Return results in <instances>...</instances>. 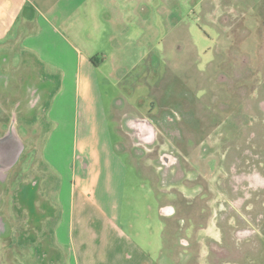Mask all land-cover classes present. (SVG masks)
I'll use <instances>...</instances> for the list:
<instances>
[{
	"label": "rangeland",
	"instance_id": "1",
	"mask_svg": "<svg viewBox=\"0 0 264 264\" xmlns=\"http://www.w3.org/2000/svg\"><path fill=\"white\" fill-rule=\"evenodd\" d=\"M134 9L128 30L118 35L112 55L97 68L92 103L96 115L106 114L112 142L122 140L128 151L117 149L127 165L122 225L144 233L147 220L151 230L161 222L168 264H175L179 252L181 259L186 255L180 238L192 244L190 250L199 249L195 238L210 220L214 236L236 248L234 237L245 235L249 249H255V238L264 236V192L246 204L257 207L242 211L245 221L228 206L222 214L218 203L231 196L218 157H244L245 163L257 157L256 164H264V0H145L143 11ZM9 94L0 93V131L13 116H22L7 107ZM122 112L127 113L118 117L120 136L114 126ZM131 117L153 123L152 144L137 142L125 124ZM23 125L17 132L25 151L10 173L8 183L14 181L0 210L5 217L0 231L9 234L0 235L2 264H35L31 237L44 231L42 222L37 230L26 207L19 210L23 207L13 194L23 178L36 174L44 136ZM67 132L58 148L63 157H74ZM58 148L48 147L43 157H55ZM160 157H181L184 176H177L174 165L163 168ZM194 170L204 178L194 181ZM159 204L174 212L161 218ZM248 264H264V258Z\"/></svg>",
	"mask_w": 264,
	"mask_h": 264
},
{
	"label": "crops",
	"instance_id": "2",
	"mask_svg": "<svg viewBox=\"0 0 264 264\" xmlns=\"http://www.w3.org/2000/svg\"><path fill=\"white\" fill-rule=\"evenodd\" d=\"M144 1L0 0V93L9 92L7 107L22 115L14 116L16 128L44 131L36 174L23 178L15 193L19 210L26 207L37 230L44 225L31 237L35 264H168L161 222L151 230L147 220L144 233L122 225L127 171L117 156L122 140L112 142L106 114L96 115L92 107L97 68L128 30L134 8L143 11ZM125 113L115 118L120 136L118 117ZM65 131L74 157H63L58 148ZM52 145L58 148L55 157H43ZM162 207L159 216L167 218ZM213 225L210 220L202 226L196 252L188 242L185 257L179 252L174 263L248 264L264 258V236L249 249L248 237L236 235L234 248L213 235ZM214 243L221 250L209 252Z\"/></svg>",
	"mask_w": 264,
	"mask_h": 264
},
{
	"label": "flooded vegetation",
	"instance_id": "3",
	"mask_svg": "<svg viewBox=\"0 0 264 264\" xmlns=\"http://www.w3.org/2000/svg\"><path fill=\"white\" fill-rule=\"evenodd\" d=\"M32 101L33 98H30ZM34 102V100L32 101ZM14 116L10 120V122L7 124V127L0 131V210L4 204L3 195L7 190L10 189L12 186L13 180L8 183L9 176L11 171L14 169L15 165H17L19 158L25 151L26 143L22 141V138L17 132V128L14 122ZM128 129H130L135 136V139L140 144H152L154 142L153 140V133L154 132V126L153 123L149 119L142 118L141 121L136 120L135 118H128L125 122ZM264 141V138H262ZM258 140V139H257ZM260 140V139H259ZM20 142L22 144V152L20 151L19 157L15 159V161L11 164V167L8 170H5V166L11 161L13 157L17 154V143ZM219 162H221V165L224 166L226 169V175H225V184L226 191L228 194H230V200L222 199L219 201V210L222 212V214L227 213V206L234 210L238 217L244 219L242 215V211L245 212H253V210L256 209L257 205H253L251 207L246 208V204L250 202L251 199H256V193L258 192H264V172L261 173V169L264 170V164H256L257 157L252 158V161L245 163L244 157H236L232 160L233 157H218ZM196 159V158H195ZM211 159H217L211 157ZM221 160V161H220ZM231 161V167H229V162ZM256 161V162H255ZM160 162L163 166V168L167 169L171 165H174L176 168V174L177 176H184V173H182V159L181 157H160ZM191 162V161H190ZM195 163H193V169L195 167ZM182 166V167H181ZM222 166V167H223ZM209 167V166H207ZM162 169V168H161ZM197 170V169H196ZM194 172H196L194 170ZM198 172V171H197ZM196 172V173H197ZM166 174L165 171H162V177H164ZM179 174V175H178ZM197 177V178H196ZM194 177V181H199L200 178H204V176H201V173L198 172L197 176ZM223 177V176H222ZM196 178V179H195ZM26 185H31L30 183H26ZM206 188V187H205ZM204 189V188H203ZM203 189L200 192H203ZM16 188H13V194H15ZM208 191V190H206ZM225 191V192H226ZM162 211L165 214H171L174 212V210L169 206H163ZM5 217L0 213V226L4 224ZM245 221V219H244ZM0 235L5 237L6 235L2 234L0 231ZM180 242L182 243V246L190 245L188 244V241L184 238H180ZM184 246V247H185ZM209 252H214L217 250H221V248H218L217 245L210 244L209 245ZM226 253V252H225ZM0 264H2L1 257H0Z\"/></svg>",
	"mask_w": 264,
	"mask_h": 264
},
{
	"label": "water",
	"instance_id": "4",
	"mask_svg": "<svg viewBox=\"0 0 264 264\" xmlns=\"http://www.w3.org/2000/svg\"><path fill=\"white\" fill-rule=\"evenodd\" d=\"M17 154H16V156L15 157H13L12 159H11V161H9V163L5 166V170H8L10 167H11V164L15 161V159H17L19 156V154H20V151L22 152V144L20 143V142H18L17 143Z\"/></svg>",
	"mask_w": 264,
	"mask_h": 264
},
{
	"label": "bare ground",
	"instance_id": "5",
	"mask_svg": "<svg viewBox=\"0 0 264 264\" xmlns=\"http://www.w3.org/2000/svg\"><path fill=\"white\" fill-rule=\"evenodd\" d=\"M136 120H138V121H141V120H142V118H138V119H136Z\"/></svg>",
	"mask_w": 264,
	"mask_h": 264
}]
</instances>
